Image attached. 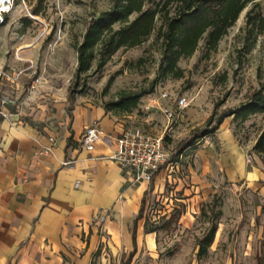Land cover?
<instances>
[{"label":"rangeland","instance_id":"obj_1","mask_svg":"<svg viewBox=\"0 0 264 264\" xmlns=\"http://www.w3.org/2000/svg\"><path fill=\"white\" fill-rule=\"evenodd\" d=\"M4 31L11 36L16 29L28 48L37 50L27 59L36 65H50L47 73L60 77V87L69 99L83 106L113 108L124 94H143L137 110L112 114L131 116L127 128H143L150 135L163 137L169 161L161 169L155 191L148 199L146 218L149 228L163 227L173 215L181 218L169 229L157 231L158 249L154 254L143 250L132 264H264L255 256V247L248 240L264 238V203L245 181L232 183L222 170L221 162L229 157L228 141L245 155L247 166L255 165L264 172V156L253 151L264 131V114L246 121L234 116L224 120L220 129L203 137L195 146L177 153L182 141L192 138L195 130H205L211 117L217 120L224 112L237 110L252 100L254 92L264 88V32L247 22V16L262 13L264 0H255L240 15L236 25L223 36L216 50L209 45L207 35L200 41L193 56L181 58L175 70L169 66L167 40L160 38L166 31L165 18L159 15L156 29L147 42L133 49L111 51L105 34L104 47L98 46L88 71H79L77 47L83 44L90 24L113 9L116 0H15ZM148 5L153 10L156 5ZM178 7H170V17ZM136 15L131 18L134 21ZM115 31L120 25L114 26ZM36 45L30 46V43ZM21 43V44H22ZM32 66V63H28ZM180 75V76H179ZM165 91L175 100L184 96L190 107L175 120L169 121L159 111L146 114L142 110L148 98ZM165 104V103H162ZM252 159V163L248 159ZM171 161V162H170ZM170 162V163H169ZM264 183V182H263ZM200 196L197 200L194 197ZM218 221L214 243L203 255V240L212 229L215 213ZM205 209L207 216L202 214ZM190 214L184 224L181 219ZM263 231V233H262ZM127 255L111 264H123ZM116 261V262H115ZM110 262V261H109Z\"/></svg>","mask_w":264,"mask_h":264},{"label":"crops","instance_id":"obj_2","mask_svg":"<svg viewBox=\"0 0 264 264\" xmlns=\"http://www.w3.org/2000/svg\"><path fill=\"white\" fill-rule=\"evenodd\" d=\"M4 28L0 70L11 79L0 81V93L9 98L6 109L12 116L0 117V264H111V258L129 255L149 184H136L133 173L109 157L131 116L73 102L56 87L60 77L47 73L49 64L27 59L37 50L20 42L27 35L20 37L16 29L10 36ZM94 125L104 141L89 152L82 142ZM225 137L229 157L220 165L228 181H245L264 203L263 170L247 166L242 150ZM145 224L146 218L137 226L136 256L158 249L157 232L149 233ZM260 236L247 244L263 262Z\"/></svg>","mask_w":264,"mask_h":264},{"label":"trees","instance_id":"obj_3","mask_svg":"<svg viewBox=\"0 0 264 264\" xmlns=\"http://www.w3.org/2000/svg\"><path fill=\"white\" fill-rule=\"evenodd\" d=\"M156 1L116 0L113 9L105 12L90 24L87 34L84 36L83 44L77 47L79 71H88L91 62L95 59L96 48L98 46L104 47L105 34H111L108 42L112 52L120 48L133 49L147 42L156 29V20L159 15L165 18L166 31L162 33L163 29L161 30L160 38L167 40L168 51L173 56L169 70L174 71L181 58L193 56L204 35H207L211 48L216 50L223 36L236 25L243 11L255 0H160L156 5L157 9L153 10L148 7V5H155ZM172 6L178 7V12L176 16L170 17L169 9ZM134 15L136 18L131 21ZM247 22L249 25L253 24L254 27H257L260 33L264 32V15L262 13L253 15L250 12L247 16ZM115 25H120V29L115 31ZM142 96L143 94H124L118 102L113 104V108L108 107L106 110L116 111L117 114L132 113L139 107ZM252 96L249 104L243 105L237 110L224 112L217 120L211 117L207 122V128L202 131L195 130L192 138L182 141L177 148V153L181 154L184 150L195 146L203 137L219 130L228 117L234 116L235 119L242 118L243 121H246L253 115L264 114V88L254 92ZM253 151L261 157L264 156V131L258 137ZM159 174L160 172L154 175L148 185V190L144 193L140 212L132 229L134 250L123 264H132L138 252L137 226L140 220L146 218L148 199L155 191V182ZM216 208L217 205L212 208L215 219L210 233L203 240L201 255L205 254L208 248L213 245L218 231L217 220L222 217L223 213L221 210L215 212ZM202 214L207 216L205 209L202 210ZM180 218L181 214L179 216L173 215L163 227L155 226L154 228H149V222L146 218L145 230L149 233H155L161 228L169 229Z\"/></svg>","mask_w":264,"mask_h":264},{"label":"built area","instance_id":"obj_4","mask_svg":"<svg viewBox=\"0 0 264 264\" xmlns=\"http://www.w3.org/2000/svg\"><path fill=\"white\" fill-rule=\"evenodd\" d=\"M14 1L6 0L0 4L6 6V8H0V28L5 23L7 15L13 12ZM5 79H11V75L7 71L0 70V81ZM35 82L38 83L39 79H36ZM172 101L173 98L167 91L161 93L158 98L151 95L145 105L142 106V110L146 114H151L154 110L159 111L169 121H172L180 117L191 105L188 98L181 96L175 100V108L173 109L169 105ZM9 104V98L0 93V117L4 119L11 118L12 115L6 109ZM103 136L104 133L94 125V127L87 129L82 145L87 151L93 152L97 143L104 141ZM117 144V152L112 154L109 159L116 162L122 170L125 169L132 172L136 184H149L154 175L161 172V169L170 158L169 152L166 151L163 137L150 135L143 128H126L117 139ZM50 152L51 149L45 151L46 154ZM248 162L252 163V159L249 158Z\"/></svg>","mask_w":264,"mask_h":264},{"label":"bare ground","instance_id":"obj_5","mask_svg":"<svg viewBox=\"0 0 264 264\" xmlns=\"http://www.w3.org/2000/svg\"><path fill=\"white\" fill-rule=\"evenodd\" d=\"M3 1H6V0H0V4H2V3H3ZM0 8H2V9H3V8H6V6H5V5H3V6H2V5H0Z\"/></svg>","mask_w":264,"mask_h":264}]
</instances>
